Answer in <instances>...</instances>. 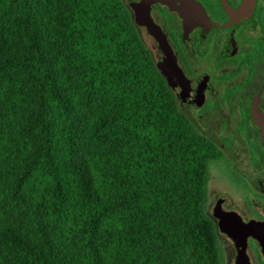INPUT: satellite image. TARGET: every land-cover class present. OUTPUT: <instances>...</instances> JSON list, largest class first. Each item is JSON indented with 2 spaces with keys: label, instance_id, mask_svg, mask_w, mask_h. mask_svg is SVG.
I'll return each instance as SVG.
<instances>
[{
  "label": "trees",
  "instance_id": "16d2710c",
  "mask_svg": "<svg viewBox=\"0 0 264 264\" xmlns=\"http://www.w3.org/2000/svg\"><path fill=\"white\" fill-rule=\"evenodd\" d=\"M208 165L119 0H0V264H224Z\"/></svg>",
  "mask_w": 264,
  "mask_h": 264
},
{
  "label": "flooded vegetation",
  "instance_id": "af4514ba",
  "mask_svg": "<svg viewBox=\"0 0 264 264\" xmlns=\"http://www.w3.org/2000/svg\"><path fill=\"white\" fill-rule=\"evenodd\" d=\"M119 1L132 23L137 14L150 18L192 83L185 107L173 94L207 149L206 214L216 226V208L226 223L264 224V0ZM218 236L232 247L224 264H236V243ZM245 255L249 264H264L253 236Z\"/></svg>",
  "mask_w": 264,
  "mask_h": 264
},
{
  "label": "water",
  "instance_id": "95a60500",
  "mask_svg": "<svg viewBox=\"0 0 264 264\" xmlns=\"http://www.w3.org/2000/svg\"><path fill=\"white\" fill-rule=\"evenodd\" d=\"M133 24L137 29L142 27L146 29L147 34L141 37L142 42L149 51L157 71L165 80L168 88L176 94L181 106L185 107L190 97L193 96L192 83L185 78L175 64L171 51L166 46L165 38L160 34L158 28L152 24L149 17L137 14L133 20ZM156 45L164 53V58L157 56L155 51ZM220 214V211L216 208L215 216L221 219V222L217 223V229L233 240L237 248H239L236 264H249L245 255L246 239L248 236H253L258 240L264 253V224L226 223Z\"/></svg>",
  "mask_w": 264,
  "mask_h": 264
},
{
  "label": "rangeland",
  "instance_id": "374dc122",
  "mask_svg": "<svg viewBox=\"0 0 264 264\" xmlns=\"http://www.w3.org/2000/svg\"><path fill=\"white\" fill-rule=\"evenodd\" d=\"M221 250H222V255L225 254L227 256L231 251L232 247L227 238H223V240L220 242Z\"/></svg>",
  "mask_w": 264,
  "mask_h": 264
}]
</instances>
